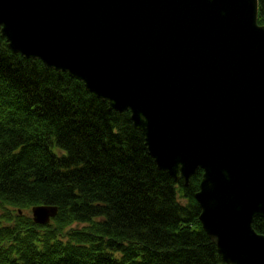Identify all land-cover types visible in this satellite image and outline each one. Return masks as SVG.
<instances>
[{"label":"water","instance_id":"1","mask_svg":"<svg viewBox=\"0 0 264 264\" xmlns=\"http://www.w3.org/2000/svg\"><path fill=\"white\" fill-rule=\"evenodd\" d=\"M258 0H0V34L130 112L157 167L188 186L227 264H264V25ZM58 208L32 207L47 224Z\"/></svg>","mask_w":264,"mask_h":264},{"label":"trees","instance_id":"2","mask_svg":"<svg viewBox=\"0 0 264 264\" xmlns=\"http://www.w3.org/2000/svg\"><path fill=\"white\" fill-rule=\"evenodd\" d=\"M201 176L176 183L130 112L0 34V264H227L199 219ZM35 205L58 211L38 224Z\"/></svg>","mask_w":264,"mask_h":264},{"label":"rangeland","instance_id":"3","mask_svg":"<svg viewBox=\"0 0 264 264\" xmlns=\"http://www.w3.org/2000/svg\"><path fill=\"white\" fill-rule=\"evenodd\" d=\"M18 212L21 214L22 211L21 210H18ZM31 216H32V209H31V212H30Z\"/></svg>","mask_w":264,"mask_h":264}]
</instances>
